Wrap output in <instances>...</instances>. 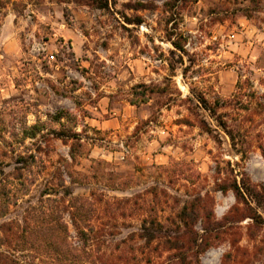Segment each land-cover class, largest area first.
<instances>
[{
  "label": "rangeland",
  "instance_id": "374dc122",
  "mask_svg": "<svg viewBox=\"0 0 264 264\" xmlns=\"http://www.w3.org/2000/svg\"><path fill=\"white\" fill-rule=\"evenodd\" d=\"M166 3L0 0V264H264V0Z\"/></svg>",
  "mask_w": 264,
  "mask_h": 264
},
{
  "label": "trees",
  "instance_id": "16d2710c",
  "mask_svg": "<svg viewBox=\"0 0 264 264\" xmlns=\"http://www.w3.org/2000/svg\"><path fill=\"white\" fill-rule=\"evenodd\" d=\"M184 0H167V6L170 9H173L178 2H182ZM199 102L201 104H205L204 99H200ZM204 106V105H203ZM228 137L233 140V135L230 131H226L225 127H223ZM242 188L248 195L251 196H257L253 195V191L246 187L244 184L240 187ZM240 188L237 186L236 183L231 185V189L234 192L236 198H241L242 193L240 191ZM225 190V189H224ZM187 206H183L181 210L176 215V220L171 222L172 229L169 231H166L162 235L163 238H165L166 243L169 245L170 250H179L182 252V250H189L191 246H195V259L197 264V257L199 254L203 253L208 247L212 244V239L214 237L211 236V233L215 228L213 226H206L204 228V235L201 236L199 244H197V235L193 232V230L190 227V221L189 219L192 218V220H196V213L193 209V207L189 210ZM155 225L158 227L154 231L146 230L144 231L143 235H141L147 242H152L156 240L158 235L156 233H162L163 227L159 223H155ZM169 233H172L171 235H168ZM167 234V235H166ZM212 237V238H211ZM216 238V237H215Z\"/></svg>",
  "mask_w": 264,
  "mask_h": 264
}]
</instances>
